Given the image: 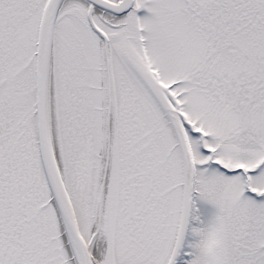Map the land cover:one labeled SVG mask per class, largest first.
<instances>
[{"label": "snow or ice", "instance_id": "snow-or-ice-1", "mask_svg": "<svg viewBox=\"0 0 264 264\" xmlns=\"http://www.w3.org/2000/svg\"><path fill=\"white\" fill-rule=\"evenodd\" d=\"M0 264H264V0H0Z\"/></svg>", "mask_w": 264, "mask_h": 264}]
</instances>
